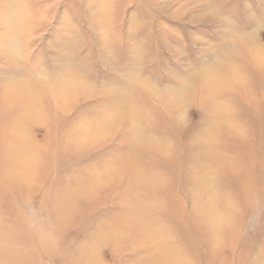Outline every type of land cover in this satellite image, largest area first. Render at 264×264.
Returning a JSON list of instances; mask_svg holds the SVG:
<instances>
[{"label":"rangeland","instance_id":"374dc122","mask_svg":"<svg viewBox=\"0 0 264 264\" xmlns=\"http://www.w3.org/2000/svg\"><path fill=\"white\" fill-rule=\"evenodd\" d=\"M0 264H264V0H0Z\"/></svg>","mask_w":264,"mask_h":264}]
</instances>
